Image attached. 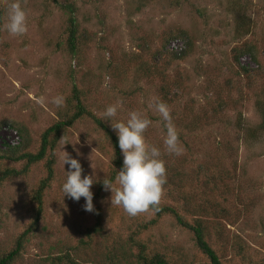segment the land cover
I'll list each match as a JSON object with an SVG mask.
<instances>
[{
	"label": "rangeland",
	"instance_id": "obj_1",
	"mask_svg": "<svg viewBox=\"0 0 264 264\" xmlns=\"http://www.w3.org/2000/svg\"><path fill=\"white\" fill-rule=\"evenodd\" d=\"M10 2L0 0V148L3 140L21 139L19 127L24 150L36 151L41 133L70 112L73 88L114 133L102 116L119 102L117 119L136 110L152 121L145 136L161 148L167 169L160 202L174 200L190 222L202 219L222 262L264 264V132L256 107L264 95V0H20L28 26L22 36L6 29ZM70 10L74 56L67 47ZM173 40L183 46L177 55ZM241 50L237 60L247 71L235 63ZM57 95L66 98L63 108L52 102ZM155 100L171 110L180 156L165 151L166 130L149 107ZM66 141L72 143L62 148ZM63 150L80 161L82 175L110 177L108 138L91 118L77 120L57 143L38 229L13 264H137L130 236L165 254L168 264H209L171 216L141 230L152 213L130 217L111 206V192L98 182L91 188L93 212L84 210L83 197H63L69 168ZM22 166L4 161L0 171ZM44 176L38 163L0 185V256L31 221L32 194Z\"/></svg>",
	"mask_w": 264,
	"mask_h": 264
},
{
	"label": "clouds",
	"instance_id": "obj_2",
	"mask_svg": "<svg viewBox=\"0 0 264 264\" xmlns=\"http://www.w3.org/2000/svg\"><path fill=\"white\" fill-rule=\"evenodd\" d=\"M7 17L6 29L9 34L13 36L26 34L27 15L20 0H11L7 8ZM65 101L63 95H57L52 102L57 108H63ZM37 103H44V98H39ZM153 106L166 130L163 140L166 153L182 155L183 145L169 106L162 100H155L149 105L150 108ZM120 107L119 102L106 106L102 118L110 122L116 133L123 163L115 177L105 175L102 184L105 191L111 192V206L122 207L127 215L136 217L149 210H158L163 187L167 182V169L161 148L148 143L145 136L152 121L136 110L131 111L126 120L117 119ZM67 143L72 142L66 141L62 148ZM60 159L63 166L65 164L69 166L68 170H65L66 178L61 187L63 197L67 196L77 202L83 197L84 210L93 212L95 209L91 188L94 183L100 182L95 171L90 175H82L80 161L64 150ZM91 167L95 170L92 165Z\"/></svg>",
	"mask_w": 264,
	"mask_h": 264
},
{
	"label": "trees",
	"instance_id": "obj_3",
	"mask_svg": "<svg viewBox=\"0 0 264 264\" xmlns=\"http://www.w3.org/2000/svg\"><path fill=\"white\" fill-rule=\"evenodd\" d=\"M67 22V47L72 56H74L77 48V26L75 17L73 16V10L69 11ZM244 52L245 50L238 52V55L235 58V63L242 71H247L246 68L239 65L237 60L239 55L243 54ZM69 102L71 103L70 112L51 124L41 133L39 147L36 151L31 152L24 150V143L22 142V139L24 141V134L22 128L19 127H15L18 131L17 133L19 137L21 138L17 143L10 144L5 140L1 142L2 148H0V164H2L4 161H11L15 163L21 162L23 166L18 170H14L13 168H5L0 171V185L10 177L26 174L32 165L38 163H42L45 169V176L39 180L37 187L32 194V200L35 202V208L31 221L17 236L13 248L0 256V264H13L14 260L22 252L24 244L38 229L43 213V197L47 189L50 187L54 176L55 148L60 137L63 136L64 131L68 127L72 126L79 119L85 117L91 118L92 121L104 132L111 145L110 163L112 165V171L110 177H115L117 172L122 167L123 155L119 149L116 134L106 125H104L100 118L86 109V107L82 104L79 91L76 90V88H73V93L69 98ZM256 107L260 115V123L257 129L262 133L264 132V95L261 100H259L258 97ZM251 133L253 134L252 131ZM97 186L99 190L104 188L102 180L97 183ZM178 206L179 205L176 204L174 200H172L170 203L161 201L158 205V210L148 211L152 213L153 218L144 222L141 225V230H147L157 222L158 218L162 216H171L179 226L185 228L192 234L195 247L205 256L209 264H243L238 262H222L216 250L207 241V233L202 223V219L198 218V216H195V220L190 222L184 216V213L187 212H180ZM97 230L98 220L94 226L90 227L89 230H86V237L89 238ZM129 240V246H131L133 251L131 254L137 264H168L165 254L157 251H149L147 245L144 242L135 241L136 239L132 236L129 237Z\"/></svg>",
	"mask_w": 264,
	"mask_h": 264
},
{
	"label": "built area",
	"instance_id": "obj_4",
	"mask_svg": "<svg viewBox=\"0 0 264 264\" xmlns=\"http://www.w3.org/2000/svg\"><path fill=\"white\" fill-rule=\"evenodd\" d=\"M170 50H173L175 53L179 54L180 52L183 51V46L181 43H179L177 40H173L170 42ZM17 137L19 138V136L17 135ZM19 141V140H18ZM18 141H15V142H8L10 144H15L17 143Z\"/></svg>",
	"mask_w": 264,
	"mask_h": 264
}]
</instances>
